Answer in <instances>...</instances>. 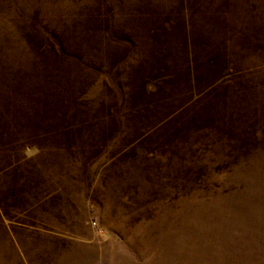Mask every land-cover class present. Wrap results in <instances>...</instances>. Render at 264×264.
<instances>
[{
    "label": "rangeland",
    "instance_id": "1",
    "mask_svg": "<svg viewBox=\"0 0 264 264\" xmlns=\"http://www.w3.org/2000/svg\"><path fill=\"white\" fill-rule=\"evenodd\" d=\"M0 264H264V0H0Z\"/></svg>",
    "mask_w": 264,
    "mask_h": 264
}]
</instances>
